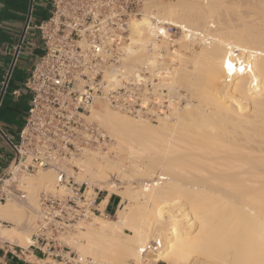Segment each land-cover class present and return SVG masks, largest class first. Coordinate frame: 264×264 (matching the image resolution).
Here are the masks:
<instances>
[{
    "label": "bare ground",
    "instance_id": "6f19581e",
    "mask_svg": "<svg viewBox=\"0 0 264 264\" xmlns=\"http://www.w3.org/2000/svg\"><path fill=\"white\" fill-rule=\"evenodd\" d=\"M143 5L142 17L129 23L127 60L150 61L155 20L181 29L175 68L165 64L161 86L169 107L185 91L192 96L182 111L170 108L174 122L167 115L157 126L106 104L92 110L88 119L118 140L119 161L85 151L74 161L77 181L104 184L109 195H119L114 216L120 222L96 216L64 238L93 264H264V0ZM189 41L204 48L196 52ZM129 168L151 182L121 191L109 173L124 183ZM55 182L53 173L39 171L28 180V208L0 204V220L14 225L0 224L1 240L29 247L38 193ZM153 241L162 245L157 253L147 250Z\"/></svg>",
    "mask_w": 264,
    "mask_h": 264
},
{
    "label": "built area",
    "instance_id": "2783aa9c",
    "mask_svg": "<svg viewBox=\"0 0 264 264\" xmlns=\"http://www.w3.org/2000/svg\"><path fill=\"white\" fill-rule=\"evenodd\" d=\"M142 1L48 0L45 19L33 24L31 14L27 18L21 43L25 33L35 30L43 53L24 81L30 101L17 140L0 127V204L28 208V180L39 171L52 172L56 182L38 193L32 243L24 249L0 239V264H93L60 240L79 223L105 216L99 198L109 192L78 182L81 171L74 164L85 151L101 150L110 142L88 117L101 104L152 124L171 114L161 80L165 64L175 68V26L155 20L150 61L137 65L127 60L129 23L142 17ZM161 248L159 241L147 246L155 253Z\"/></svg>",
    "mask_w": 264,
    "mask_h": 264
},
{
    "label": "crops",
    "instance_id": "0c3cea01",
    "mask_svg": "<svg viewBox=\"0 0 264 264\" xmlns=\"http://www.w3.org/2000/svg\"><path fill=\"white\" fill-rule=\"evenodd\" d=\"M33 1L0 0V96L4 91L0 103V127L10 137L14 136L13 140H17L30 101V94L24 88V81L43 53L42 42L35 30L25 33L21 43ZM48 5L47 3L40 8L45 13L42 14L41 21L50 13ZM15 92L18 94L15 95ZM2 146L0 140V147ZM3 159L4 156L0 153V160ZM99 199L105 216L115 213L121 202L117 194L108 197L102 195ZM104 200L107 202H103ZM151 264L167 263L159 260Z\"/></svg>",
    "mask_w": 264,
    "mask_h": 264
},
{
    "label": "rangeland",
    "instance_id": "374dc122",
    "mask_svg": "<svg viewBox=\"0 0 264 264\" xmlns=\"http://www.w3.org/2000/svg\"><path fill=\"white\" fill-rule=\"evenodd\" d=\"M144 1V3H145V1L146 0H143ZM143 1H142V7H141V11H143V8L145 7V5H143ZM159 1H161V2H163V3H165V4H167V5H170V4H175L176 5V2L177 1H180V0H159ZM47 3H48V0H34L33 1V3H32V5H31V17H32V23L33 24H38L40 21H41V19L43 18V15L42 14H44L45 15V13H43L42 12V9L40 10V8H41V6H44V5H47ZM179 3V2H178ZM177 3V4H178ZM237 4V3H236ZM50 6L48 5V8H49ZM242 8H244V7H246V5H243V6H241ZM182 30L181 29H179V28H176L175 27V44L177 43V44H179V41L181 40V35H182V32H181ZM34 32H36V31H34ZM180 39V40H179ZM194 43H197V44H195L194 45ZM198 43H200V44H198ZM175 45V50L176 49H178L179 47V45ZM189 44L191 45V47H193V49H194V51H196V52H199L200 50H202L204 47L202 46V43L201 42H199V41H194V42H190L189 41ZM189 45V46H190ZM194 45V46H193ZM197 45V46H196ZM201 47H203V48H201ZM184 51V50H183ZM187 51L185 50L184 52H182V53H184L186 56H191V54H192V51L190 52L189 50H188V55H187V53H186ZM188 62H192L191 60H188ZM184 92V91H183ZM186 92V93H185ZM183 94H184V99H181V101H178V103L176 104V106H171L170 108H172L173 109V111L175 110V107H176V109H180V111H182L181 109H183L184 108V106L186 105V103H187V101H189V96L191 95L190 93L191 92H188V91H185ZM188 92V93H187ZM188 96V97H187ZM192 96V95H191ZM179 107V108H178ZM170 111H171V109H170ZM173 111H171V114L169 115V116H171L170 117V120L172 121V122H174L175 120H176V118L173 116V114L175 113V112H173ZM123 116V115H122ZM128 118H130L131 120H137V118H133V117H130V116H128ZM93 120V119H92ZM93 121H95L97 124L99 123V122H97L96 120H93ZM92 121V122H93ZM152 126H157V125H159V123H157V124H152V123H150ZM111 136V135H110ZM11 138H15L14 136H11ZM118 140L116 139V138H111L110 137V142H109V144L105 147V148H103V149H101L100 151L99 150H92L93 152L92 153H101L100 155H102V156H107L108 157V159H110V161H113V162H118L119 161V156H120V153H119V149H117V147H118ZM1 149H2V147H0ZM3 149H4V146H3ZM99 151V152H98ZM118 151V152H117ZM83 157V156H82ZM77 166V165H76ZM78 167V166H77ZM79 168V167H78ZM80 169V168H79ZM81 171V170H80ZM133 170L131 169V168H129L128 170H127V174L130 176L129 177V179H127L126 181H124V183H122V180L120 181L119 180V175H118V173H109V178H110V180L111 181H113V182H115L117 185H118V187L120 188V190L121 191H125V190H129V189H139L140 187H142V182H151L149 179H146V178H139L138 176H136V175H134V173L132 172ZM49 173H51L52 174V172H50V171H48ZM38 174V173H37ZM37 174H35V175H37ZM87 179H90V177L88 176L87 177ZM116 179V180H115ZM85 181H87L88 182V180H85ZM129 181V182H128ZM90 184V183H89ZM92 185H93V188H101V189H106V190H109V192H110V189H109V187L108 186H106V185H98L97 183V185L95 184V182L94 183H91ZM114 194V193H113ZM132 202L131 201H126L125 202V204L126 205H130ZM33 204H35L36 205V203H33ZM126 205H122V209H127V208H124V207H126ZM121 208V207H120ZM26 211V210H25ZM27 213V212H26ZM115 215V213H113V214H110V215H108V216H99L100 218H102L103 220H112V219H114L117 223H119L120 222V220H119V218L118 217H116V216H114ZM96 217V216H95ZM94 217V218H95ZM27 218V217H26ZM94 218L92 219V220H88V221H86V222H81V223H85V224H87V223H89V222H91V221H94ZM25 226V225H24ZM9 227H14V225L13 224H11ZM25 227H27V225L25 226ZM79 226H75L74 227V229L71 231V232H69L68 234H66V235H64V236H62L61 238H60V240H61V242L63 243V245H65V246H67V247H69V249L73 252V253H76V254H78L77 253V251H76V249L74 248V247H72L71 245H69L68 244V242L65 240V238L64 237H66L67 235H73V233H75L77 230H76V228H78ZM76 230V231H75ZM32 234H34V231L32 232ZM79 255V254H78ZM27 259L29 260V261H31V262H33V263H38V261H37V259L36 258H33V257H31L30 259L27 257ZM33 259V260H32ZM88 260H91L92 261V258H88ZM93 262V261H92ZM133 262L134 261H132L131 262V264H133ZM39 264H55L52 260H48L46 263H39Z\"/></svg>",
    "mask_w": 264,
    "mask_h": 264
},
{
    "label": "water",
    "instance_id": "95a60500",
    "mask_svg": "<svg viewBox=\"0 0 264 264\" xmlns=\"http://www.w3.org/2000/svg\"><path fill=\"white\" fill-rule=\"evenodd\" d=\"M32 5V4H31ZM30 16V15H29ZM3 94H4V91L2 92V95L0 96V103H1V100L3 98Z\"/></svg>",
    "mask_w": 264,
    "mask_h": 264
}]
</instances>
